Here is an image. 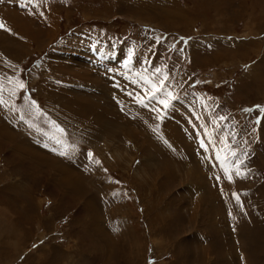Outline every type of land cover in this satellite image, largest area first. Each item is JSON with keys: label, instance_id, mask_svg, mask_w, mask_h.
Returning <instances> with one entry per match:
<instances>
[{"label": "rangeland", "instance_id": "1", "mask_svg": "<svg viewBox=\"0 0 264 264\" xmlns=\"http://www.w3.org/2000/svg\"><path fill=\"white\" fill-rule=\"evenodd\" d=\"M21 2L0 0V264H264V0Z\"/></svg>", "mask_w": 264, "mask_h": 264}, {"label": "snow or ice", "instance_id": "2", "mask_svg": "<svg viewBox=\"0 0 264 264\" xmlns=\"http://www.w3.org/2000/svg\"><path fill=\"white\" fill-rule=\"evenodd\" d=\"M28 4H32V6H33L34 8H35V7H38V4H36V3L34 2V0H22V2H21V4H20V7H27ZM29 14H32V13L30 12ZM40 14L43 15V13H40ZM0 28H3V24H2V23H0ZM4 30L7 31L8 29H4ZM156 73H157V74H160V73H161V69H156ZM167 79H168L167 74H163L162 77H161V85H162L163 81H166ZM144 82H145V84L150 85V87H151V89H152V92H153V95L149 96V100L157 99V97H156L155 94H154V93H156L157 91H160L161 94L164 95V96H166V97H172V93H171V92H164V91H162V87H161V85H157V84L151 83V82L149 81L148 78H145ZM18 86H19V88H21V89H23V88L25 87V85L23 84V82H18ZM128 95H131V93H129ZM133 99H134L138 104H140L141 107H148V104L145 103L144 99H143L141 96L137 95V96L133 97ZM0 103H3V101L0 100ZM32 103H33V105H35V101H32ZM118 103H119V101H118ZM158 103H162V104H164V107H165V108H167V107L169 106V105L167 104V102L164 101V100H158ZM256 107L260 109V111H261L262 114H264V108H262V107L259 106V105H257ZM152 110H155V109H152ZM252 110H253V109H244L245 112H250V111H252ZM221 119H225V118H224V117H221ZM52 123H53V125L56 127V129H57L58 132H60L62 135L65 134V130H64V129L59 128L58 125H55V122H52ZM256 123H257V124L260 123L259 118L256 120ZM154 131H155V129H154ZM206 135H210V134H209V133H206ZM55 142H56L57 144H59V143H60V140L57 139V140H55ZM210 142H211V141H210ZM201 147H205L203 141H201ZM59 154H60V155H65L66 153H65V152H60ZM88 155H89L90 158L92 157V153H91V152H89ZM233 155H235V153H233ZM217 159L220 160L221 165H224L223 171H224V174H225V178L231 183V182H232V174H231L229 168L225 165V160L220 158L219 153H217ZM236 174H237V175H240V169H239V167L236 168ZM216 179L219 180L220 178L217 177ZM233 196H234L237 200H239V197L236 196L235 193L233 194Z\"/></svg>", "mask_w": 264, "mask_h": 264}, {"label": "bare ground", "instance_id": "3", "mask_svg": "<svg viewBox=\"0 0 264 264\" xmlns=\"http://www.w3.org/2000/svg\"><path fill=\"white\" fill-rule=\"evenodd\" d=\"M83 102H85V103H83V104H86V106L88 107L89 105H90V103H88L87 101H83ZM88 103V104H87ZM86 106H84V107H86ZM91 110H94V108H91ZM6 133V132H5ZM9 135H10V133H9ZM8 135V136H9ZM10 137V136H9ZM6 140H7V138H6ZM8 141V140H7ZM20 146V145H19ZM17 147H18V145H17ZM21 147V146H20ZM17 150V149H16ZM32 151H33V149H32ZM17 153H18V151H16ZM26 153H27V151H26ZM30 153V152H29ZM32 153V152H31ZM33 157H34V155H33ZM66 184V183H65ZM230 188V187H229ZM222 192V191H221ZM215 195V197H217V200L218 201H221V199H225V202H222V204H224V206H229V201L232 203H234L235 204V206H236V214H234V215H232V213H235V211H231V212H229V214H228V217H230L232 220H240V222H239V224H238V226H237V230L239 229L240 231H241V233H246V232H248L249 233V229H252L251 228V226H252V224L253 223H255V219L257 218V217H255L254 215H250L249 217H250V220H245V219H247V217L245 216V215H242L241 214V211H240V209H239V207H240V205H239V202H238V200L231 194V196H229L228 194H226V195H222L221 193H219V195H217V194H214ZM228 196V197H227ZM228 198V199H227ZM231 205V204H230ZM256 216H259V213H258V215H256ZM257 220H258V218H257ZM260 221V220H259ZM98 223H99V221L97 220L96 222H95V229H96V231H97V235L99 236V237H102L103 238V236H102V229H100V227H99V225H98ZM256 226V225H255ZM209 229H210V232H211V234H216V230L214 229V227H212V226H210L209 227ZM262 230H263V228H262ZM90 232H91V230H90ZM93 232V231H92ZM94 233V232H93ZM97 237V236H96ZM253 238L254 237H252V240H251V244L252 245H255L254 244V242H253ZM94 239V238H93ZM241 241V240H240ZM241 244V243H240ZM213 245H216L215 247H213ZM201 246V245H200ZM199 246V247H200ZM221 246V248H222V245H220ZM255 247V246H254ZM204 248V247H203ZM220 248V249H221ZM232 248V247H231ZM201 249V248H200ZM210 250H213V252L216 254V251H218L219 252V248H218V244H217V241H216V244L215 243H211V247H210ZM254 251V250H253ZM203 252V251H202ZM201 253V252H200ZM220 253V252H219ZM220 255H221V253H220ZM223 255V254H222ZM245 256V255H244ZM218 258H221V256H217ZM252 258V257H251ZM223 259V258H222ZM218 263H220V261H217V263L216 264H218ZM244 263V262H243ZM240 264V263H239Z\"/></svg>", "mask_w": 264, "mask_h": 264}]
</instances>
